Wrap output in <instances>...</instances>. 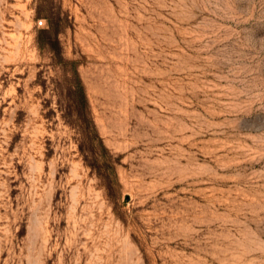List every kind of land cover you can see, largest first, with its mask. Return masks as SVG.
Segmentation results:
<instances>
[{
	"label": "rangeland",
	"instance_id": "1",
	"mask_svg": "<svg viewBox=\"0 0 264 264\" xmlns=\"http://www.w3.org/2000/svg\"><path fill=\"white\" fill-rule=\"evenodd\" d=\"M0 264H264V0H0Z\"/></svg>",
	"mask_w": 264,
	"mask_h": 264
},
{
	"label": "trees",
	"instance_id": "2",
	"mask_svg": "<svg viewBox=\"0 0 264 264\" xmlns=\"http://www.w3.org/2000/svg\"><path fill=\"white\" fill-rule=\"evenodd\" d=\"M70 108L67 118L79 130L82 137L80 151L85 156L86 162L93 168H106V177L111 181V170L114 169L112 156L91 116L85 86L78 71L73 84Z\"/></svg>",
	"mask_w": 264,
	"mask_h": 264
},
{
	"label": "built area",
	"instance_id": "3",
	"mask_svg": "<svg viewBox=\"0 0 264 264\" xmlns=\"http://www.w3.org/2000/svg\"><path fill=\"white\" fill-rule=\"evenodd\" d=\"M44 24V20H39L38 25L42 26Z\"/></svg>",
	"mask_w": 264,
	"mask_h": 264
}]
</instances>
